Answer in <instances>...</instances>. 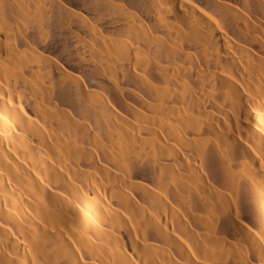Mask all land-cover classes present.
<instances>
[{
  "label": "bare ground",
  "instance_id": "6f19581e",
  "mask_svg": "<svg viewBox=\"0 0 264 264\" xmlns=\"http://www.w3.org/2000/svg\"><path fill=\"white\" fill-rule=\"evenodd\" d=\"M0 264H264V0H0Z\"/></svg>",
  "mask_w": 264,
  "mask_h": 264
}]
</instances>
